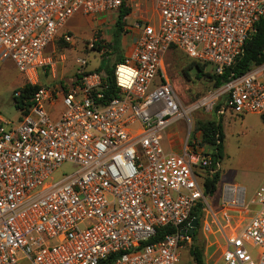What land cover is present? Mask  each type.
Returning <instances> with one entry per match:
<instances>
[{"label": "built area", "instance_id": "1", "mask_svg": "<svg viewBox=\"0 0 264 264\" xmlns=\"http://www.w3.org/2000/svg\"><path fill=\"white\" fill-rule=\"evenodd\" d=\"M153 1L158 20L135 23L139 36L114 68L119 95L106 99V71L87 69L84 57L69 85L40 75L59 61L48 46L70 38L73 15L115 11L122 0H0V63L12 60L23 85H39L20 117L0 115V264H177L200 230L215 235L223 264H264V180L251 195L226 182L211 202L214 146L190 135L179 153L163 145L176 120L191 134L200 106L183 105L164 54L176 47L223 73L255 33L264 0ZM222 91L219 115H264V60L232 73ZM64 162L78 168L54 178Z\"/></svg>", "mask_w": 264, "mask_h": 264}, {"label": "rangeland", "instance_id": "2", "mask_svg": "<svg viewBox=\"0 0 264 264\" xmlns=\"http://www.w3.org/2000/svg\"><path fill=\"white\" fill-rule=\"evenodd\" d=\"M132 1V0H131ZM128 0V4L131 2ZM151 6L147 10L146 19L157 21L158 15L152 0L146 3ZM118 11L111 12L101 22L85 20L78 29L71 30L69 39L63 35L54 41L59 59L54 71L43 72L41 81L54 85L58 81H70L76 76V59L84 57L87 60V69L97 68L101 61L109 65L114 64L118 54L125 56L131 49L129 41L122 49L115 51L110 45L116 28ZM133 23L126 19L124 33ZM64 56V60L60 57ZM164 69L168 80L174 85L185 107L200 104L199 108L192 110L190 119L192 124L191 137L195 136L197 124L200 120L221 119L224 127V154L220 160L221 183L210 196V201L218 200L222 185L226 182H237L246 186L248 195L264 180V120L258 113H236L229 108L222 115L217 109L226 100V92L222 91L224 84L216 86L215 81L205 72L212 73L214 68L210 64L204 67V74L198 70L182 50L172 47L164 54ZM25 81L24 74L16 67L12 60L0 63V115L6 119H17L21 112L15 106L13 94L15 89L21 87ZM152 89V88H150ZM222 91V92H221ZM206 103L201 104L205 97ZM219 106V107H218ZM189 123L185 119L174 121L163 135V142L167 149L182 151L189 137ZM78 166L72 162H64L55 171L53 177L58 179L64 174L75 171ZM215 235L199 231L194 241L204 247L203 257L205 264H214L220 253L216 246H212ZM218 247V246H217ZM216 249V253L213 252ZM256 250V249H254ZM180 260L177 264H195L190 248L180 250ZM215 264H223L220 260Z\"/></svg>", "mask_w": 264, "mask_h": 264}, {"label": "trees", "instance_id": "3", "mask_svg": "<svg viewBox=\"0 0 264 264\" xmlns=\"http://www.w3.org/2000/svg\"><path fill=\"white\" fill-rule=\"evenodd\" d=\"M132 7L128 4V0H122V4L118 9V15L116 19V28L113 33V41L110 45L114 46L115 51L120 50L121 45V35L124 31V25L126 23L127 16L131 13ZM117 61L109 65L106 61H101L100 65L94 69L95 71H106V79L104 84L103 92L105 94L106 99H110L114 96L119 95V88L116 86V82L114 79V68L116 63L122 61L124 56L122 54H118ZM190 58V57H189ZM192 59V58H191ZM264 60V15L260 18L257 23V28L255 33L246 41L244 46L243 54L228 68L224 70L223 73H217L214 71L212 73H207L214 81L215 85H223L227 83L230 79V75L232 73L234 75H240L246 72L253 64L260 63ZM192 64L199 71L198 74H204V67L207 62H201L195 59H192ZM211 65V64H210ZM39 87V85H31L24 84L21 87V94L19 96H15L13 94L14 104L18 109H23L31 104V98L33 96L34 91ZM17 89H15L16 91ZM14 91V92H15ZM219 107V106H218ZM264 120V115H262ZM197 129H200L202 133L199 135V143H208L214 146L213 156L214 160L218 158L221 160L224 154V127L222 120L219 119H211V120H200L197 124ZM219 140V141H218ZM221 181V170H218L212 176H206L204 180V186L206 193H214ZM200 209L193 211V214L199 216ZM171 229L168 227L162 228L159 230V233L155 237V239L161 238L166 232ZM196 236L194 237V241H196ZM204 247L199 243L193 242L190 247V253L194 259L195 264H205L203 257Z\"/></svg>", "mask_w": 264, "mask_h": 264}, {"label": "crops", "instance_id": "4", "mask_svg": "<svg viewBox=\"0 0 264 264\" xmlns=\"http://www.w3.org/2000/svg\"><path fill=\"white\" fill-rule=\"evenodd\" d=\"M131 1V0H130ZM148 0H132L130 2L129 5H131L132 7V11L131 13L127 16V20H131V22L133 23L132 25H130L127 29V33H122L121 35V45H120V49H122V46H125L129 41H131V49L128 50V52H126L125 55H127L133 48L134 46V43L136 41V39L138 38L139 36V30L137 27H135V23L137 21H144L146 20V14H147V10L149 7L151 6H148L146 3H147ZM153 1V0H152ZM154 3V1H153ZM115 11H118V10H115ZM115 11H111V12H115ZM111 12H105V13H97L95 15H88V14H83V13H76L75 15H73L65 24V27H64V31L65 32H70L71 30L73 29H78L80 26H81V23H83L85 20H93V21H97V22H101L107 15H109V13ZM58 38V37H57ZM56 38V39H57ZM53 48H55V53H57V49H56V46L54 44V42L52 44H50L48 46V49L49 51H51ZM65 59V58H64ZM163 61H164V56H163ZM59 62V61H58ZM57 62V63H58ZM56 66V65H55ZM55 68V67H54ZM54 68L49 70V71H54ZM96 69V68H95ZM90 70H94V69H90ZM165 70V69H164ZM43 72H41L42 74ZM165 75H166V72H165ZM167 77V75H166ZM73 79V78H72ZM72 79L70 81H58L56 84H66V85H69L72 81ZM168 79V78H167ZM40 83H42L41 81V75H40ZM42 84H45V83H42ZM54 84V85H56ZM46 85H50V84H46ZM23 86V85H22ZM192 125V124H191ZM190 128V127H189ZM192 130V129H191ZM199 129H197L198 131ZM190 131V129H189ZM166 132V131H165ZM192 132V131H191ZM197 134L195 136H192L191 137V134L190 137L193 138L192 140H197L199 142V135L202 133H199V132H196ZM188 139V138H187ZM200 144V143H198ZM204 144V143H203ZM163 145L165 147L166 150L168 151H174V152H178L179 151H176L174 149L172 150H169L167 149L165 143L163 142ZM183 150V149H182ZM181 152V151H180ZM222 174V172H221ZM216 253V249L215 251L213 252V255ZM220 255H218L217 259H216V262L220 261ZM215 262V263H216ZM214 263V264H215Z\"/></svg>", "mask_w": 264, "mask_h": 264}, {"label": "water", "instance_id": "5", "mask_svg": "<svg viewBox=\"0 0 264 264\" xmlns=\"http://www.w3.org/2000/svg\"><path fill=\"white\" fill-rule=\"evenodd\" d=\"M198 225V219L197 218H194L192 220V227L189 229V232L191 234H194L195 233V227Z\"/></svg>", "mask_w": 264, "mask_h": 264}]
</instances>
